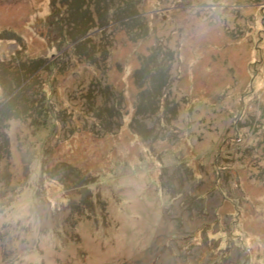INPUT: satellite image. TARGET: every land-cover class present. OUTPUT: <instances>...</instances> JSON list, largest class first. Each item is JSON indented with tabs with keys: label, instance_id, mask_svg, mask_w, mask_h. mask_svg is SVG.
<instances>
[{
	"label": "rangeland",
	"instance_id": "rangeland-1",
	"mask_svg": "<svg viewBox=\"0 0 264 264\" xmlns=\"http://www.w3.org/2000/svg\"><path fill=\"white\" fill-rule=\"evenodd\" d=\"M0 116V264H264V0H0Z\"/></svg>",
	"mask_w": 264,
	"mask_h": 264
},
{
	"label": "trees",
	"instance_id": "trees-1",
	"mask_svg": "<svg viewBox=\"0 0 264 264\" xmlns=\"http://www.w3.org/2000/svg\"><path fill=\"white\" fill-rule=\"evenodd\" d=\"M15 96H16V95H15ZM15 96H14V97H15ZM6 103H7V105L5 106ZM6 103L3 105V108H6V109H7V108L12 107V108H11V111L15 108V107H14L15 105L18 107V105L16 104V102L13 101V100L8 101V102H6ZM43 106H44V107H41L39 111L44 112L46 115L52 113L51 105H50L46 100L43 102ZM1 119H2V118H1V116H0V121H1Z\"/></svg>",
	"mask_w": 264,
	"mask_h": 264
}]
</instances>
